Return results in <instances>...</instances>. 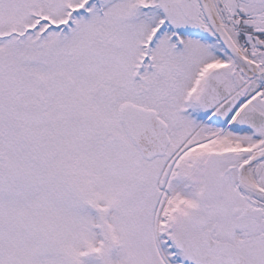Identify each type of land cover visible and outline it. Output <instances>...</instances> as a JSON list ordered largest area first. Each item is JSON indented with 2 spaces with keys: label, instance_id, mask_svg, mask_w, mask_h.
<instances>
[{
  "label": "snow or ice",
  "instance_id": "snow-or-ice-1",
  "mask_svg": "<svg viewBox=\"0 0 264 264\" xmlns=\"http://www.w3.org/2000/svg\"><path fill=\"white\" fill-rule=\"evenodd\" d=\"M0 264H264V0H0Z\"/></svg>",
  "mask_w": 264,
  "mask_h": 264
}]
</instances>
